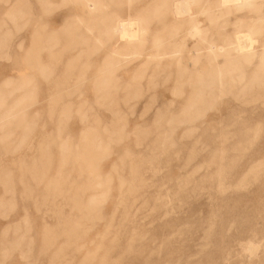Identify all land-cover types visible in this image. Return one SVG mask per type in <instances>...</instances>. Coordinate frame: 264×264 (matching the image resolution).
Segmentation results:
<instances>
[{"label":"rangeland","instance_id":"rangeland-1","mask_svg":"<svg viewBox=\"0 0 264 264\" xmlns=\"http://www.w3.org/2000/svg\"><path fill=\"white\" fill-rule=\"evenodd\" d=\"M177 1L0 0V264H264V0Z\"/></svg>","mask_w":264,"mask_h":264},{"label":"bare ground","instance_id":"bare-ground-1","mask_svg":"<svg viewBox=\"0 0 264 264\" xmlns=\"http://www.w3.org/2000/svg\"><path fill=\"white\" fill-rule=\"evenodd\" d=\"M254 0H218V4L220 8H230L233 7L236 10H239L243 7H248L252 5ZM189 0H179L175 3L174 6V14L176 16H183L187 13H189ZM13 9V7H12ZM15 8L13 9V11ZM119 23V22H118ZM135 22H121L120 25H117L118 28L115 30L118 34L121 40L125 41H134L138 35V29L136 28ZM114 33V32H113ZM199 30L194 28V34H198ZM116 34V33H114ZM118 36V35H117ZM255 44V39L251 37L249 33L242 32V33H236L235 41L232 43L234 45L233 51L236 53V57L242 58L244 60L252 59L254 57V51H253V45ZM263 49L261 50V54L259 55V64L262 65L264 63V44ZM209 50L212 52L213 50L218 53H224L226 52V49L223 47H217V48H209Z\"/></svg>","mask_w":264,"mask_h":264},{"label":"crops","instance_id":"crops-1","mask_svg":"<svg viewBox=\"0 0 264 264\" xmlns=\"http://www.w3.org/2000/svg\"><path fill=\"white\" fill-rule=\"evenodd\" d=\"M90 7L93 8V4H91ZM117 28H118V26H117ZM117 28H116V29H117ZM115 32H116V31H115ZM116 33H117V32H116ZM117 34H118V33H117Z\"/></svg>","mask_w":264,"mask_h":264}]
</instances>
